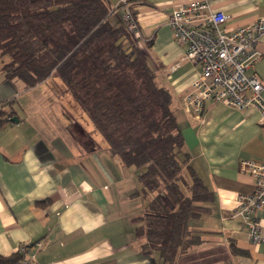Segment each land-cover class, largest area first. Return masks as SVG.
<instances>
[{
    "label": "crops",
    "instance_id": "obj_1",
    "mask_svg": "<svg viewBox=\"0 0 264 264\" xmlns=\"http://www.w3.org/2000/svg\"><path fill=\"white\" fill-rule=\"evenodd\" d=\"M189 1L128 2L137 45L148 55L158 83L172 94L189 163L214 194L211 211L191 222L206 242L173 264H264V240L251 243L244 220L230 217L237 194L253 188L252 178L239 171V160L264 163L261 114L257 108L207 101L199 120L181 108L198 66L185 58L186 46L174 40L168 16ZM208 2L230 16L228 29L264 13V0ZM110 18L121 22V10H113ZM256 48L260 57L247 73L260 78L264 97V34ZM9 100L13 115L0 125V258L25 244L35 252L30 264H163L157 252L142 249L143 240L134 232L133 219L149 202L139 194L135 170L115 160L60 78L52 75L26 89L19 80L5 79L0 62V101ZM126 202L127 210H118ZM256 215L264 238V207Z\"/></svg>",
    "mask_w": 264,
    "mask_h": 264
},
{
    "label": "trees",
    "instance_id": "obj_2",
    "mask_svg": "<svg viewBox=\"0 0 264 264\" xmlns=\"http://www.w3.org/2000/svg\"><path fill=\"white\" fill-rule=\"evenodd\" d=\"M113 5L0 0L1 70L26 89L52 75L60 78L110 151L137 168L139 194L149 202L133 219L135 235L143 250L173 264L206 242L191 222L211 211L214 194L189 163L171 92L158 83L134 34L110 18ZM10 105L0 101V125L12 117ZM20 258L17 252L0 264Z\"/></svg>",
    "mask_w": 264,
    "mask_h": 264
},
{
    "label": "built area",
    "instance_id": "obj_3",
    "mask_svg": "<svg viewBox=\"0 0 264 264\" xmlns=\"http://www.w3.org/2000/svg\"><path fill=\"white\" fill-rule=\"evenodd\" d=\"M121 10V19L128 29L138 33L135 17L126 0H115L113 10ZM230 16L214 11L208 0H191L175 8L168 16L174 40L186 46L185 58L198 66V71L180 100L181 108L202 120L207 101L235 109L257 108L261 114L264 137L263 83L254 74H248L260 57L256 48L264 34V13L254 22L228 29ZM239 171L252 178L251 192L238 193L237 206L230 217H241L247 224L251 243L264 240L257 211L264 207V163L249 159L239 160ZM17 252L21 258L5 264H30L35 258L28 245Z\"/></svg>",
    "mask_w": 264,
    "mask_h": 264
},
{
    "label": "rangeland",
    "instance_id": "obj_4",
    "mask_svg": "<svg viewBox=\"0 0 264 264\" xmlns=\"http://www.w3.org/2000/svg\"><path fill=\"white\" fill-rule=\"evenodd\" d=\"M7 109H9L10 110V107L9 106H7ZM193 117V116H192ZM10 119V118H9ZM79 119L81 120V122H83V123H87V122H89L88 121V119L85 117V115H79ZM112 153V152H111ZM113 155H114V157H115V160H117L118 162H120L119 161V158H118V156L117 155H115L114 153H112ZM131 169H134L135 170V173H137V168L136 167H130ZM134 173V178L135 179H137V176H136V174ZM135 183H136V185H138V183L135 181ZM122 187V186H121ZM139 187V185L137 186V188L136 189H139L138 188ZM123 197V196H122ZM141 201H142V203L144 202L145 203V200H144V198H141ZM123 205V204H122ZM126 205H128V203L126 202L123 206H120L119 208H118V210H120V211H122V210H127V207H126ZM144 207V206H143ZM142 210H143V208H141ZM135 210H136V208H135Z\"/></svg>",
    "mask_w": 264,
    "mask_h": 264
},
{
    "label": "water",
    "instance_id": "obj_5",
    "mask_svg": "<svg viewBox=\"0 0 264 264\" xmlns=\"http://www.w3.org/2000/svg\"><path fill=\"white\" fill-rule=\"evenodd\" d=\"M10 120H11V121H14V120L16 121L17 119L13 117V118H11Z\"/></svg>",
    "mask_w": 264,
    "mask_h": 264
}]
</instances>
